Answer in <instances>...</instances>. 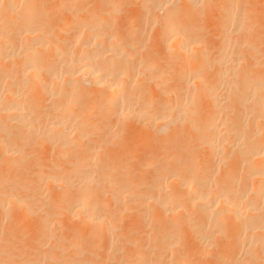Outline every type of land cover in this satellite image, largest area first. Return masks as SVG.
Segmentation results:
<instances>
[{
  "label": "bare ground",
  "instance_id": "1",
  "mask_svg": "<svg viewBox=\"0 0 264 264\" xmlns=\"http://www.w3.org/2000/svg\"><path fill=\"white\" fill-rule=\"evenodd\" d=\"M212 1L0 0L2 259L33 215L32 264H264V8Z\"/></svg>",
  "mask_w": 264,
  "mask_h": 264
},
{
  "label": "rangeland",
  "instance_id": "2",
  "mask_svg": "<svg viewBox=\"0 0 264 264\" xmlns=\"http://www.w3.org/2000/svg\"><path fill=\"white\" fill-rule=\"evenodd\" d=\"M224 2V0H213L212 1V3H211V6L212 7H219L220 5H221V3H223ZM255 7L257 8V7H259L258 9H257V11L259 12L261 9L260 8H264V0H255ZM264 11V10H263ZM263 11H262V13H263ZM260 13H261V11H260ZM257 17H259L260 18V16H255V18H257ZM262 17H263V14H262ZM210 19H211V16L209 15L208 17H207V24H206V26H207V28H208V30H209V32H211L212 33V35H214V37L216 38V40H217V33L220 31V29H219V27H210L209 26V22H210ZM263 49V48H262ZM262 49H260L261 50V52L260 51H258V55H262V54H264V49L262 50ZM146 142L145 141H141V144H138V146L137 145H134L132 142H131V144H130V147L129 148H139V150H143L144 149V151H140V152H144V155H142L141 156V158H139L136 162L135 161H133L132 163H131V167H130V173H131V178L134 180V182H137V183H142V182H146V181H148L149 179H151L152 177H153V173H154V169L155 168H157L158 169V166L156 167H150V168H148V169H146V170H142V167L141 166H143L144 165V161L146 160L145 159V153H147L148 151L147 150H149V151H151V148L152 147H150V148H146V146L147 147H149L148 146V144H145ZM142 147V148H141ZM144 147V148H143ZM155 148L156 149H158L157 148V146H155ZM106 153V154H105ZM141 153V154H142ZM104 157H101V163H103V162H105V161H109V160H111V159H113L114 157H116L117 158V156H114L113 154L112 155H110L109 154V152L107 151V152H104V155H103ZM111 158H110V157ZM114 156V157H113ZM108 158V159H107ZM116 158H114V159H116ZM143 160V161H142ZM133 168V169H132ZM154 168V169H153ZM152 169V170H151ZM144 171V172H143ZM151 176V177H150ZM138 181H140V182H138ZM48 203H49V201H48ZM33 216V215H32ZM32 216H29V217H27L26 219H28V220H26V222H24V223H22L21 224V229H22V233H23V235H22V238H21V241H19V242H17V243H19V245H17V243H15V244H13L14 246H11V247H7L6 249H5V254L7 255V256H9L8 257V259H6L5 260V258H6V256H5V254H4V256L5 257H3V259H2V256L3 255H0V264H2V261L3 260H5V261H8V260H10L11 258H13V260H14V257H13V253L15 252V251H20L19 249L20 248H22V247H19V246H22L23 245V247H25V245L26 244H29L28 245V247H26L23 251H26V252H24L25 253V256L27 257H23L24 259H25V261H24V259H23V261H24V263L23 264H29V263H31L32 264V261L31 260H34L35 258H36V254L38 253H40L41 251H45V250H47L48 249V246L46 247V246H44V247H38V245L35 247L34 246V243H30V241H31V239L32 238H34V235H32V236H29L28 237V235H29V229H30V227H35V226H37L36 224L37 223H35V217L34 218H32V219H30V217H32ZM2 218V215L0 214V229L1 228H3V227H5L3 224H5L6 222H3L4 220H2L1 219ZM130 218V219H129ZM134 218H135V220H134ZM139 218V217H138ZM137 217H136V214H134V212L133 213H129V214H127V215H125V216H123L121 219H120V222H119V225H120V230H119V228H118V232H117V234H122V231H127V233L126 232H124V234L126 233V235H127V237H121L120 239H119V246L120 247H124V248H126L127 250H130L129 248H132V247H129L128 248V246L130 245L129 244V242L130 241H133V240H136V239H138L139 238V233H134L135 235H133V233H131V232H134V226L132 227L130 224H132V225H134V223H137V221L139 220ZM30 219V220H29ZM62 220H64V219H62ZM140 220H141V218H140ZM3 222V223H2ZM2 223V224H1ZM122 224V227H121V224ZM150 222L148 221V223L146 222V224H145V226L146 225H148ZM2 225V226H1ZM66 225H68V227H70V225H71V229H76L77 228V224L75 223V222H72V223H67ZM119 225H118V227H119ZM150 225V226H149ZM148 226H146V228L145 227H143L144 228V230H145V232H146V230H149V229H151L152 228V231L151 232H153V230H154V228H155V226L154 227H152V224H149ZM128 226H130V229L128 228ZM128 228V229H125V228ZM68 229L69 231L71 230V229ZM122 228V229H121ZM4 229V228H3ZM67 229V228H66ZM65 229V230H66ZM83 230V233L84 234H88V232H89V229H88V227H83V228H80L79 230ZM65 230L63 231V232H65ZM82 230H81V232H82ZM122 230V231H121ZM133 230V231H132ZM141 230H143V229H141ZM143 230V231H144ZM1 231H2V233H0V241H2V239L4 238L3 237V235L5 234V232L3 233V230L1 229ZM0 231V232H1ZM69 231H67V232H69ZM121 231V232H120ZM150 231V230H149ZM149 231H147L149 234H147V233H145L144 232V235H147L146 237H144L143 238V242L142 243H144V240H146V238L148 239V240H150V242L149 243H147L146 242V247H147V249L148 250H150V248L147 246L148 244H149V246L151 247V241L155 238L154 237V233L152 234L151 232H149ZM86 232V233H85ZM62 234V233H61ZM61 234H59L60 236H61ZM63 234H65V236L63 235V237H69V236H71V232H70V234H67L66 232L65 233H63ZM129 235V236H128ZM136 235H138V236H136ZM150 235H151V239H149V237H150ZM5 236V235H4ZM102 236V235H101ZM104 236H106V235H104ZM149 236V237H148ZM66 237V239L68 240L69 238H67ZM132 237V238H131ZM138 237V238H137ZM30 238V239H29ZM89 238V237H88ZM107 236L104 238L103 237V239L101 238V241L102 240H104L103 242H101L100 240L98 241L99 243L101 242V244H103L104 245V243H106V240H107ZM153 238V239H152ZM28 240V241H27ZM90 240H92L93 241V239H91V238H89L88 239V241H86V243H84V248H86V246H87V244H88V242L90 241ZM97 241V240H96ZM26 242V243H25ZM31 242H33V239H32V241ZM71 242V241H70ZM70 242H68L67 243V245H69L70 244ZM123 243L125 246H123L121 243ZM153 242V241H152ZM25 243V244H24ZM1 244V243H0ZM30 244H31V246H30ZM129 244V245H128ZM15 245H16V248H15ZM107 245V244H106ZM127 245V246H126ZM2 246V245H1ZM68 247V246H67ZM98 248H97V250H96V252H97V254L99 255V256H101V259L100 260H98V264L100 263V264H104L105 263V258H106V263H110V264H116L115 262L116 261H118L117 259L115 260V258H113L114 259V261L112 262V261H110V260H107V257H105V256H103L102 257V254H101V252H99V251H101L102 250V253H103V249H105V248H107V247H105V246H101L100 244L97 246ZM105 247V248H104ZM13 248V249H12ZM43 249V250H42ZM45 249V250H44ZM12 250V251H11ZM9 251H11L10 253H9ZM86 251V250H85ZM152 253H153V250H150ZM57 252H61V251H57ZM149 252V251H148ZM148 252H147V255H148ZM151 252H149V255H150V253ZM8 253H9V255H8ZM106 255H107V253H106V251L104 252ZM156 253V252H155ZM87 254V255H86ZM89 255V256H88ZM146 255V254H145ZM152 255V254H151ZM35 256V257H34ZM85 256L88 258V259H95V256L94 257H92V255H90L89 253H87V251L85 252ZM91 256V257H90ZM19 257H20V255H19ZM28 257H30L29 258V260H28ZM85 257V258H86ZM205 257V256H204ZM203 257V258H204ZM207 257H208V255H207ZM207 257H205L206 258V261L202 258V257H199L200 258V261H203V263L204 264H207L206 262L208 261V264H213L215 261H214V258L213 257H210V258H208L207 259ZM20 258H22V256L20 257ZM20 258H16V259H20ZM33 258V259H32ZM83 258H84V254H83ZM86 258V259H87ZM104 258V259H103ZM203 260H202V259ZM15 259V261H13L14 263L15 262H17V260ZM209 259H212L211 261H209ZM102 260H104V261H102ZM109 261V262H108ZM212 261H214V262H212ZM4 262V261H3ZM104 262V263H103ZM210 262V263H209ZM203 263H199V264H203ZM4 264H5V262H4ZM118 264H119V261H118Z\"/></svg>",
  "mask_w": 264,
  "mask_h": 264
}]
</instances>
